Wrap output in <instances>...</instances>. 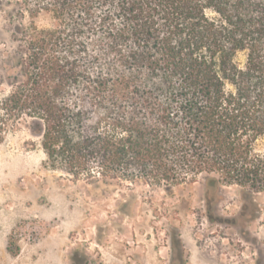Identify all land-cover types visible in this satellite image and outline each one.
Wrapping results in <instances>:
<instances>
[{"label": "trees", "instance_id": "1", "mask_svg": "<svg viewBox=\"0 0 264 264\" xmlns=\"http://www.w3.org/2000/svg\"><path fill=\"white\" fill-rule=\"evenodd\" d=\"M75 9L74 35L24 34L20 75L0 97V139L29 118L52 170H138L164 186L201 178L205 200L224 185L264 193V0H78ZM85 32L95 56L77 40Z\"/></svg>", "mask_w": 264, "mask_h": 264}, {"label": "rangeland", "instance_id": "2", "mask_svg": "<svg viewBox=\"0 0 264 264\" xmlns=\"http://www.w3.org/2000/svg\"><path fill=\"white\" fill-rule=\"evenodd\" d=\"M77 2L0 0V97L20 75L14 63L24 34L74 35L68 29L80 20ZM77 40L95 56L87 32ZM112 174L52 170L39 122L9 125L0 139V264H73L77 249L90 264H168L169 229L177 232L184 264H264V193L247 203L237 185L221 186L211 223L201 178L164 186L143 180L138 170ZM242 206L247 217L233 220Z\"/></svg>", "mask_w": 264, "mask_h": 264}, {"label": "flooded vegetation", "instance_id": "3", "mask_svg": "<svg viewBox=\"0 0 264 264\" xmlns=\"http://www.w3.org/2000/svg\"><path fill=\"white\" fill-rule=\"evenodd\" d=\"M217 195L216 191L211 190L206 199V217L209 222H214L217 219L216 209H215V196ZM244 202L251 203L252 199L243 198ZM245 208L242 206L238 213L233 217V220L237 218L247 217L248 212L244 210ZM216 217V218H215ZM254 217V216H252ZM256 218V217H254ZM251 219V218H250ZM168 235V264H184L183 261V250L180 248V241L177 236V232L174 229V232L171 229L167 230ZM75 255V264H90L89 257L84 252V250L77 249L72 252L71 257Z\"/></svg>", "mask_w": 264, "mask_h": 264}]
</instances>
